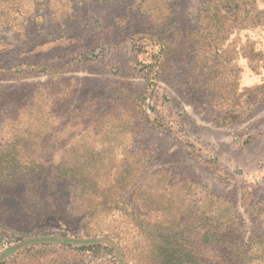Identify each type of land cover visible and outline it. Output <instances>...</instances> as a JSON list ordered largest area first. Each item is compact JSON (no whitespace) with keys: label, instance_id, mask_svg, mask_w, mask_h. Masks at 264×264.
I'll list each match as a JSON object with an SVG mask.
<instances>
[{"label":"rangeland","instance_id":"obj_1","mask_svg":"<svg viewBox=\"0 0 264 264\" xmlns=\"http://www.w3.org/2000/svg\"><path fill=\"white\" fill-rule=\"evenodd\" d=\"M210 2L0 0L2 168L14 155L44 167L0 173V254L38 234L99 243L50 252L56 264H152L165 242L234 264L263 236L264 0L259 25L200 58ZM36 94L60 121L47 131L21 111L29 141L5 156L18 126L4 116Z\"/></svg>","mask_w":264,"mask_h":264},{"label":"trees","instance_id":"obj_2","mask_svg":"<svg viewBox=\"0 0 264 264\" xmlns=\"http://www.w3.org/2000/svg\"><path fill=\"white\" fill-rule=\"evenodd\" d=\"M260 13L261 11L257 10L256 0H211L205 13L210 24L201 27L194 34V37H197L198 48L201 51L199 57H205L208 52H212V49L215 50V42L220 35L219 39H228L233 31L229 30L230 28L246 29L247 27L259 25L261 22H259L258 15ZM207 28L209 30H205ZM49 99L50 97L47 95L39 97L36 94L35 96H30L27 102L19 108L18 114L11 117L4 116L5 121L18 126L15 128L14 136L11 137L12 146L15 151L13 149L10 151L4 150L3 154L5 156L9 152H17V143L20 140L29 141V139L21 137V134L24 135L26 132L20 128L21 111L27 110V117L36 118V121L42 124L40 126L44 129L47 128V131H51V127L44 126L43 120L45 118L52 119V121H60L58 111L54 108H49L47 104ZM18 156L20 155L18 154ZM3 168L13 170L15 174H18V177L30 176L28 174H32L31 176H33L36 169L40 173L44 170V167L40 163H37L36 160L21 164L20 159L16 155L8 163L5 162ZM3 168L0 160L1 174L3 173ZM40 212L50 217L51 214L55 213V210L43 205L40 207ZM0 224H3V222ZM27 225L20 226V224L15 223V229L18 230L20 235H25L26 233L21 230L28 228L29 226ZM32 232L31 228L28 233L31 234ZM16 241L15 244L2 251L0 254V264H56L55 259L46 260L50 252L56 254V256H61L69 252L86 254L96 252L99 249V243L97 242H76L65 237L40 236L38 234H33L29 238H20ZM254 245L255 247H253ZM248 247V249H245V246L241 245L240 250L229 255L230 258L234 259V264H264V233L263 236L251 241ZM150 260L152 264H199L198 257L185 249L179 247L176 250H170L169 242H165V248H160L150 257Z\"/></svg>","mask_w":264,"mask_h":264}]
</instances>
